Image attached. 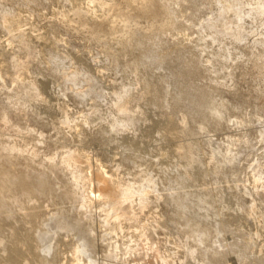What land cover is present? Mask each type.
<instances>
[{"label": "rangeland", "instance_id": "374dc122", "mask_svg": "<svg viewBox=\"0 0 264 264\" xmlns=\"http://www.w3.org/2000/svg\"><path fill=\"white\" fill-rule=\"evenodd\" d=\"M0 264H264V0H0Z\"/></svg>", "mask_w": 264, "mask_h": 264}, {"label": "bare ground", "instance_id": "6f19581e", "mask_svg": "<svg viewBox=\"0 0 264 264\" xmlns=\"http://www.w3.org/2000/svg\"><path fill=\"white\" fill-rule=\"evenodd\" d=\"M99 185H100V188L103 191H107L108 190V186L102 180L99 181Z\"/></svg>", "mask_w": 264, "mask_h": 264}]
</instances>
